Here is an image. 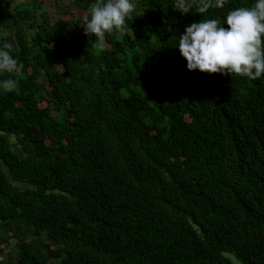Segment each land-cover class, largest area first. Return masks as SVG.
Returning <instances> with one entry per match:
<instances>
[{
	"label": "trees",
	"instance_id": "16d2710c",
	"mask_svg": "<svg viewBox=\"0 0 264 264\" xmlns=\"http://www.w3.org/2000/svg\"><path fill=\"white\" fill-rule=\"evenodd\" d=\"M253 2L136 0L101 51L79 24L91 0H0L18 60L0 93V264H264V76L190 71L176 48Z\"/></svg>",
	"mask_w": 264,
	"mask_h": 264
},
{
	"label": "clouds",
	"instance_id": "9594fccd",
	"mask_svg": "<svg viewBox=\"0 0 264 264\" xmlns=\"http://www.w3.org/2000/svg\"><path fill=\"white\" fill-rule=\"evenodd\" d=\"M223 0H174L173 9L181 14H204L212 7H221ZM137 9L136 0H91L79 18L86 36H94L98 50L106 47L105 36L123 32L127 20ZM228 25V27H224ZM180 55L187 69L202 73L237 74L252 80L264 76V0H254L250 7L230 10L223 21L205 18L185 26L179 36ZM18 71V60L9 44L0 45V93H11L18 82L12 74Z\"/></svg>",
	"mask_w": 264,
	"mask_h": 264
}]
</instances>
